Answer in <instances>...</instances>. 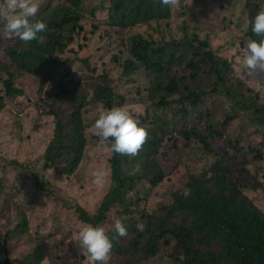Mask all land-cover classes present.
Returning <instances> with one entry per match:
<instances>
[{
    "label": "trees",
    "instance_id": "trees-1",
    "mask_svg": "<svg viewBox=\"0 0 264 264\" xmlns=\"http://www.w3.org/2000/svg\"><path fill=\"white\" fill-rule=\"evenodd\" d=\"M84 1L65 0L41 12L38 18L47 23L42 39L13 41L5 50L0 129L10 149L0 152V234L5 243L31 236L37 244L23 257H11L4 244L0 264H42L50 257L44 242L73 229L65 212L81 223L109 229L114 239L107 264H142L171 243V257L179 264H264V211L245 192V188L264 192V178L238 160L251 122L240 127L237 142H221L220 133L203 121L199 110L222 86L233 109L255 115L264 143V109L257 93L243 88L244 81L229 70L230 59L215 53L197 23L173 19L171 6L160 0H111L109 31L129 53L122 75L136 83L146 106L141 124L148 134L136 155L114 153L111 141L99 137L100 142L90 143L83 119L88 100L59 71L70 60L58 58L84 31L80 23ZM259 6V0L247 4L249 40L258 39L251 22L264 10ZM82 63L94 74L90 87L95 100L105 109L123 106L126 98L114 80L108 74L96 75L88 61ZM25 77L46 87L43 104L36 106V112L53 120L46 135L42 128H34L35 121L29 125L6 103L7 97L25 95L26 89L15 84ZM191 115L204 122L203 131L177 127L178 120ZM192 144L215 159L200 172H180L182 188L171 192L170 202L155 210L145 207L150 192L186 168ZM216 147L221 149L219 157ZM137 166L139 171L134 172ZM97 168L108 173L104 185L92 183ZM115 218L126 224V236L112 230ZM138 221L144 223L143 231L137 229Z\"/></svg>",
    "mask_w": 264,
    "mask_h": 264
},
{
    "label": "rangeland",
    "instance_id": "rangeland-1",
    "mask_svg": "<svg viewBox=\"0 0 264 264\" xmlns=\"http://www.w3.org/2000/svg\"><path fill=\"white\" fill-rule=\"evenodd\" d=\"M251 1L254 0H176L171 8L173 19L176 21L187 19L201 27L200 32L204 36L207 34L210 37L209 41L215 53L230 59L229 70L234 76L244 81V89L251 87L257 93L260 100L259 105L264 109V72L257 71L249 75L238 60V57H242L247 51V44L242 42L249 41L247 37V4ZM37 3L39 4L38 15L49 8L53 9L64 4L65 0H37ZM259 3V8L264 9V0H259ZM3 5L4 0H0V8ZM110 6L111 0L84 1L81 11L83 19L80 22L84 31L78 33L76 41L70 43L64 55H58L62 61L70 60V63L62 65L59 71L66 76L65 78L77 90L78 94H83L88 100V105L83 109V119L90 143L100 142L99 138L94 135L93 122L99 111L105 108L94 98V92L90 87L94 74L87 71L83 65L82 62L85 60L91 64L92 69L96 70V75L108 74L114 80L118 93L126 98L123 106L127 107L140 123L145 117L146 106L138 96L136 83L134 84L122 75V64L130 56L126 46L117 38H113L109 31L111 25ZM3 23V16L0 15V32L3 30ZM12 42L0 35V87H3V79H6L3 72V64L8 61L5 50L13 45ZM25 78L15 82L18 87L26 89L25 95L14 98L7 97L6 103L15 113H20L29 125L35 121L34 128L36 130L42 128V134L46 135L53 126V120L44 112H36V106H41L42 101L46 98V87L36 83L31 84L28 80L30 78ZM215 90V93L206 97L200 105L199 110L204 113L203 121L214 126V129L220 133L221 142L227 140L237 142L240 127L250 121L251 127L248 128L244 140H241L239 145L238 160L241 164L246 165L252 173H257L259 177L264 178V143L259 136L262 133V125L257 120L253 121L256 117L252 113H243L239 109H233L229 95L222 86H218ZM68 114L69 110L65 112L64 116ZM203 121L195 119L191 115L187 120H178L177 127L181 129L192 126L203 131L204 129L200 127L204 123ZM193 148L192 144V149L185 156L186 168L182 171L180 169L176 176L166 178L161 188L150 192L143 202L145 207L155 210L161 203L170 202L171 192L182 186V180L178 178L180 172L184 174L200 172L206 164L209 165L215 159L214 156L204 155L201 148ZM9 149L5 131L1 128L0 152L7 153ZM215 150L219 157L221 149L216 147ZM258 156L259 158H257ZM242 183L245 186L249 184L247 180H243ZM245 192L264 211V192H255L251 188H245ZM64 218L71 221L73 229L59 238L44 242L50 257L42 264H89L87 257L83 256L73 241L77 227L81 222L73 216L67 217V212L64 213ZM4 244L11 257H23L30 253L37 243L31 236L15 237L5 243L3 235L0 234V258L4 257ZM172 248L173 243L164 244L160 255L150 258L142 264H179L171 257Z\"/></svg>",
    "mask_w": 264,
    "mask_h": 264
},
{
    "label": "clouds",
    "instance_id": "clouds-1",
    "mask_svg": "<svg viewBox=\"0 0 264 264\" xmlns=\"http://www.w3.org/2000/svg\"><path fill=\"white\" fill-rule=\"evenodd\" d=\"M161 5L172 6L176 0H160ZM39 4L37 0H4L0 8L3 16V30L0 35L12 40L28 43L42 39L40 33L47 28L46 21L37 16ZM251 31L258 39L247 42V51L238 60L244 70L264 72V10L258 11L252 19ZM94 135L107 141L114 153L136 155L147 138V129L133 116L125 106H113L99 111L93 122ZM134 172L139 171L137 166ZM108 173L104 169H94L91 174L92 183L104 185ZM137 229L143 231L145 225L138 221ZM118 236L127 235V226L120 218H115L111 225ZM114 237L109 236V229L100 224L82 222L78 225L73 241L89 264H107L113 247Z\"/></svg>",
    "mask_w": 264,
    "mask_h": 264
}]
</instances>
